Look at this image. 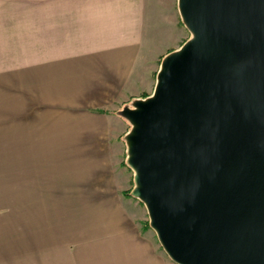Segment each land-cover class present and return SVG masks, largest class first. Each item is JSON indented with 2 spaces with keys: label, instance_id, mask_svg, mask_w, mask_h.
Here are the masks:
<instances>
[{
  "label": "water",
  "instance_id": "obj_1",
  "mask_svg": "<svg viewBox=\"0 0 264 264\" xmlns=\"http://www.w3.org/2000/svg\"><path fill=\"white\" fill-rule=\"evenodd\" d=\"M191 37L120 115L131 195L175 264H264V0H178Z\"/></svg>",
  "mask_w": 264,
  "mask_h": 264
},
{
  "label": "crops",
  "instance_id": "obj_2",
  "mask_svg": "<svg viewBox=\"0 0 264 264\" xmlns=\"http://www.w3.org/2000/svg\"><path fill=\"white\" fill-rule=\"evenodd\" d=\"M177 2L33 0L9 3L22 12L17 17L0 18V58L3 59L0 90L19 92L14 93L18 95L13 99L3 94L0 130L6 131L14 141L18 139L14 149L4 151L3 155H19L18 166L25 185L22 201L49 200L37 182L42 181L38 178L47 177L46 184L47 170L51 171L52 167L44 166L37 155L51 150L42 149L34 139L59 136H53L52 132L59 131V122L64 119L62 128L79 131L78 137L111 136L106 130L91 134L90 123L111 118L110 121L123 124V119L103 108L137 97L141 88L151 89L154 82L149 75L157 72L162 59L190 37L181 21ZM11 106L18 113L12 114ZM13 130L19 136L11 134ZM106 186L108 192L98 201L102 204L93 220H80L79 226H60L63 232L59 237L63 240L51 237L49 241L36 242L35 247H27V251L22 241L0 242V264H157L147 248L150 245L116 220L119 209L110 196V182ZM33 209H38L37 204ZM77 227H86L87 233L74 236L78 246L70 248L71 239L66 235ZM5 233H22V224L7 225Z\"/></svg>",
  "mask_w": 264,
  "mask_h": 264
},
{
  "label": "rangeland",
  "instance_id": "obj_3",
  "mask_svg": "<svg viewBox=\"0 0 264 264\" xmlns=\"http://www.w3.org/2000/svg\"><path fill=\"white\" fill-rule=\"evenodd\" d=\"M22 1L33 0H0V3L8 4L0 5V18L17 17L22 10H19L17 6H10L9 3H19ZM3 12L5 15L1 14ZM2 61L3 59L0 58V63ZM158 71L153 75H149L154 82L151 89L143 90L146 88H141L142 91L138 93L137 97H130L123 103L103 108L114 112L119 119H123V124L120 125L119 123L110 121L111 118H107V120L101 122L92 121L90 123L91 134L98 133V130H106V133H109L111 136L100 137L93 135L90 137H78L76 135L80 134L79 131L62 128V123H66L64 119L59 122L61 127L59 131L52 132L53 136L54 134H58L59 136L34 139L35 143L41 146L42 149L51 150L50 153L37 155L44 166L52 167L51 171H49L50 169L47 170L49 177L46 184L47 177H40L38 179L42 181H36L42 187L44 192L40 191L46 194L49 199L48 201L39 203L22 201V190H24L25 185H22V169L18 166L19 155H3L4 151L14 149V144L18 139L14 141L15 139L6 135V131L0 130L1 243L11 240L22 241V247H26L25 251H27V247H35L36 242L49 241L51 237L63 240L59 237L62 236L61 233L63 232L60 226H79L81 225L80 220H93L95 211L97 212L102 204L98 201L101 197L106 196L104 195L105 192H108L106 184L110 182L111 189L108 188V190H110V196L117 204L120 213L116 217V220L124 227L133 229L135 234L139 235V240L146 241V244L150 245L147 248H149V252L157 264H175L166 255L155 231L150 227L145 205L131 195L135 187L133 181L134 172L128 167L126 162L127 145L125 141L126 135L131 130V125L120 115L121 111L125 108H133L135 101L144 100L153 94ZM15 92L19 91L0 90V111L5 104L2 99L3 94L10 95L13 99L18 95L14 94ZM10 101L12 102V100ZM13 109L11 106L10 111L12 114L18 113L17 110ZM10 133L19 136L17 131L13 130ZM34 204H37L38 209L31 211V207ZM39 206H42L41 208H44L46 212ZM101 210H103V207L100 208ZM43 211L44 213L41 215ZM111 211H108L110 215L113 214ZM94 222L92 225H94ZM19 224H22V233L18 235L5 233L7 225L19 226ZM41 226H45V231L40 228ZM85 228L77 227L74 228L75 230L70 231L69 234H63L70 237V248L78 246L73 241L74 236L87 233ZM40 231L45 233L41 234ZM23 255L24 248L22 249Z\"/></svg>",
  "mask_w": 264,
  "mask_h": 264
},
{
  "label": "trees",
  "instance_id": "obj_4",
  "mask_svg": "<svg viewBox=\"0 0 264 264\" xmlns=\"http://www.w3.org/2000/svg\"><path fill=\"white\" fill-rule=\"evenodd\" d=\"M102 113V112H101Z\"/></svg>",
  "mask_w": 264,
  "mask_h": 264
}]
</instances>
